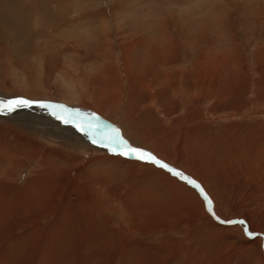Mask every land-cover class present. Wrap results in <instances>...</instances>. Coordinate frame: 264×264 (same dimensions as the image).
Instances as JSON below:
<instances>
[{
  "label": "rangeland",
  "instance_id": "rangeland-1",
  "mask_svg": "<svg viewBox=\"0 0 264 264\" xmlns=\"http://www.w3.org/2000/svg\"><path fill=\"white\" fill-rule=\"evenodd\" d=\"M19 96L69 103L255 235L100 134L65 141L82 127L55 107H15L0 264H264V0H0V106Z\"/></svg>",
  "mask_w": 264,
  "mask_h": 264
},
{
  "label": "bare ground",
  "instance_id": "bare-ground-1",
  "mask_svg": "<svg viewBox=\"0 0 264 264\" xmlns=\"http://www.w3.org/2000/svg\"><path fill=\"white\" fill-rule=\"evenodd\" d=\"M217 64V63H216ZM219 64V63H218ZM220 65V64H219ZM219 67V66H218ZM214 70V69H213ZM217 71V70H216ZM13 93V92H12ZM9 95V94H6V93H2V95ZM19 99H24V100H28V101H35V102H37V99L36 100H34L33 98H30V97H21V96H19ZM41 100H43V101H38L37 103H32V105L31 106H48V107H50V108H54L55 109V111L57 112V114H58V116L60 117V118H62V119H67V120H69V121H71V123L73 124H75L76 123V125H80L82 128H84V129H86V132H83V131H76V132H74V133H70V131L68 132V134L70 133L71 135H72V137H70V138H67L66 137V139H65V141H69L70 143H76L75 145H77V144H79V143H82L83 144V146H84V144H88L89 145V143H91V142H89V139H87V138H94L95 140H97L98 141V139H96L95 138V134H100V135H102V136H104V137H106V140L110 137V135L112 134V133H114L113 131H112V129L111 128H107V126H105V128H100V127H97L98 129H95V128H93L92 127V123L90 122L89 123V125L91 126V127H85L84 126V124L81 122L82 120H80L78 117H77V115H75L76 113H73V111H71V110H69L68 109V107L65 109L64 108V106H63V103L65 104V106L66 105H70L69 103H65V102H63V100L61 99V100H58V99H54V98H50V97H43V99H41ZM44 101H46V102H44ZM22 107H24V106H22ZM19 108H21V107H19ZM26 108V107H25ZM13 111V110H12ZM52 111V110H51ZM8 112V110L6 109H3L2 111H0V113H7ZM69 112V113H68ZM52 114H54V116H53V118H55V117H57V114H55V112H51ZM70 115V116H67V115ZM6 115V114H5ZM90 117H92V115H90V114H88ZM47 116V115H46ZM50 116V115H49ZM48 118V117H47ZM83 118V117H82ZM32 119V118H31ZM48 119H50V118H48ZM92 119V118H91ZM36 120V119H35ZM58 120V119H57ZM29 123H32V122H29ZM41 123H43V122H41ZM98 123V122H97ZM102 123V122H101ZM48 124V123H47ZM47 124L45 125L47 128H48V126H47ZM64 124H67L66 126H68L69 125V123H64ZM94 124V123H93ZM100 124V123H99ZM32 125V124H31ZM49 125V124H48ZM121 125V124H120ZM123 125V124H122ZM121 125V126H122ZM40 126H42V125H40ZM51 126V128H53L52 127V125H50ZM64 127V129H69L68 127ZM96 126H98V125H96ZM72 127V126H71ZM76 127V126H75ZM37 128V127H36ZM80 128V127H79ZM42 129V128H41ZM44 129H45V127H44ZM57 129V128H56ZM60 129V128H59ZM64 129L63 130H61L62 132H64ZM37 130V129H36ZM46 130V129H45ZM49 130V129H48ZM65 130V131H66ZM69 130H73L72 128L71 129H69ZM80 130V129H79ZM43 131V130H42ZM59 131V130H58ZM68 131V130H67ZM75 131V130H74ZM46 132V131H45ZM49 132H51V131H49ZM52 132H54V130L52 131ZM60 132V131H59ZM73 132V131H72ZM46 134V133H45ZM61 134V133H60ZM115 134V133H114ZM128 134H129V132H128ZM127 134V135H128ZM63 135H65V134H63ZM83 135L84 136H86L87 138H83ZM148 135V134H147ZM46 136H48L47 134H46ZM115 136H117V135H115ZM50 137V136H49ZM57 138H58V136H57ZM64 138V137H63ZM104 139V138H103ZM93 140V139H92ZM99 140H101V139H99ZM124 140H126V139H124ZM55 141V140H54ZM127 141V140H126ZM99 142V141H98ZM128 142V141H127ZM62 144V143H61ZM104 144V143H103ZM65 145V144H64ZM71 145H73V144H71ZM91 145H95V143H91ZM98 145V144H97ZM102 145V144H101ZM82 146V147H83ZM95 147V146H94ZM168 155V154H167ZM167 155H165V156H167ZM168 158H169V156H168ZM167 158V159H168ZM158 159V158H157ZM158 160H160V161H162V162H165V161H163V160H161V159H158ZM171 160V159H170ZM166 164H168L167 162H165ZM168 165H170V164H168ZM171 166V165H170ZM172 167V166H171ZM173 168V167H172ZM175 169V168H174ZM177 170V169H176ZM180 172V171H179ZM180 178V177H179ZM181 179V178H180ZM191 179V178H190ZM182 180H184V179H182ZM185 181V180H184ZM187 182V181H186ZM188 183V182H187ZM197 183V182H196ZM190 184V183H189ZM198 184V183H197ZM190 185H192V184H190ZM199 185V188H197V187H195L198 191H199V189H200V193H201V189L203 190V188L200 186V184H198ZM193 186V185H192ZM203 193H205L206 195H207V206H208V210H209V212L211 213V216H213L214 218L216 217L215 215H214V211H213V204H212V202H211V199H210V196L208 195V193L205 191V190H203ZM202 196L205 198V196L202 194ZM217 218V217H216ZM221 220V219H220ZM247 222L245 221V224L243 225V226H245V227H247V229H248V224H246Z\"/></svg>",
  "mask_w": 264,
  "mask_h": 264
},
{
  "label": "snow or ice",
  "instance_id": "snow-or-ice-1",
  "mask_svg": "<svg viewBox=\"0 0 264 264\" xmlns=\"http://www.w3.org/2000/svg\"><path fill=\"white\" fill-rule=\"evenodd\" d=\"M32 103H37L35 101H28V100H24V99H19V100H15V101H11L9 103H5L2 106H0V111H2L3 109H7L8 111H12L14 110L15 107H22V106H26V107H30L32 105ZM43 106V105H42ZM68 121H65V123H67ZM81 131H84L83 128H81ZM117 132H119V130H116ZM111 142V144L113 146H117L119 147V154L122 156H132L138 160H144L150 163H154L157 166L166 169L167 171H169L170 173H172L175 176L180 177L181 179H184L185 181H187L188 183L192 184L194 187L199 188V185L191 180L189 177L185 176L183 173L179 172L178 170L172 168L171 166H169L168 164H166L165 162H162L160 160H158L156 157H154V155L150 152H146L144 149L142 148H137V147H133L132 145H130L126 140H124V138L122 136H115V137H109L108 138ZM92 143H97V141L95 139L92 140ZM109 145H105V147H108ZM114 150V149H113ZM201 194H203L205 196V199H207V195L205 193H203V190L201 189ZM217 219H219L217 217ZM223 223H239L241 225H244L245 222L244 221H222ZM245 234L249 237H252L255 235V233H252L251 231H249L247 229V227H245Z\"/></svg>",
  "mask_w": 264,
  "mask_h": 264
},
{
  "label": "crops",
  "instance_id": "crops-1",
  "mask_svg": "<svg viewBox=\"0 0 264 264\" xmlns=\"http://www.w3.org/2000/svg\"><path fill=\"white\" fill-rule=\"evenodd\" d=\"M121 132H122V131H121ZM122 133H125L124 130H123ZM106 152H108V153H114V154L119 153L118 150H113L112 147L107 148V149H106ZM126 157H127V156H126ZM120 169H121L122 172H124V168H120ZM177 177H178V176H177ZM178 178H179V177H178ZM39 194H40V193H39ZM43 194H44V192H43ZM36 196H38V193H37V195H35V197H36ZM41 196H42V195H41ZM44 208H45L46 211H48L47 207L44 206ZM29 209H30V208H29ZM9 213H10V212H9ZM29 216H30V215H28V217L26 216V218H31V216H30V217H29ZM11 218H12V217H10L9 220H11Z\"/></svg>",
  "mask_w": 264,
  "mask_h": 264
},
{
  "label": "water",
  "instance_id": "water-1",
  "mask_svg": "<svg viewBox=\"0 0 264 264\" xmlns=\"http://www.w3.org/2000/svg\"><path fill=\"white\" fill-rule=\"evenodd\" d=\"M169 166H170V165H169ZM199 191H200V189H199ZM215 219H216L217 221L221 222V223H223L222 221H226V220H220V219H217L216 217H215ZM227 221H229V220H227ZM230 221H234V220H230Z\"/></svg>",
  "mask_w": 264,
  "mask_h": 264
}]
</instances>
